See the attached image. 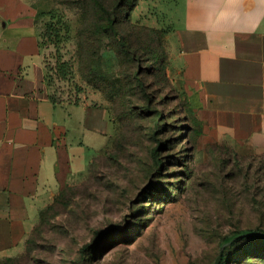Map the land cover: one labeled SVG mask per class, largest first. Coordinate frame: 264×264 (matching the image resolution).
Listing matches in <instances>:
<instances>
[{"label": "rangeland", "instance_id": "obj_1", "mask_svg": "<svg viewBox=\"0 0 264 264\" xmlns=\"http://www.w3.org/2000/svg\"><path fill=\"white\" fill-rule=\"evenodd\" d=\"M116 1L40 3L44 92L56 104L103 108L111 133L84 171L47 192L41 210L52 208L8 264H264V236L223 243L264 231V151L204 136L167 55L166 76L148 60L159 52L155 35L131 28ZM156 3L139 0L131 21L146 22ZM56 18L66 26L48 35ZM126 37L130 51L140 48L133 56Z\"/></svg>", "mask_w": 264, "mask_h": 264}, {"label": "crops", "instance_id": "obj_2", "mask_svg": "<svg viewBox=\"0 0 264 264\" xmlns=\"http://www.w3.org/2000/svg\"><path fill=\"white\" fill-rule=\"evenodd\" d=\"M42 1L0 0V259L22 253L47 192L84 171L111 133L103 108L44 92ZM153 13L134 23L167 30L171 77L204 136L263 152L264 0H157Z\"/></svg>", "mask_w": 264, "mask_h": 264}, {"label": "trees", "instance_id": "obj_3", "mask_svg": "<svg viewBox=\"0 0 264 264\" xmlns=\"http://www.w3.org/2000/svg\"><path fill=\"white\" fill-rule=\"evenodd\" d=\"M138 1L139 0H117L112 11L116 12L117 10L126 9V19H127V21H128V23H129L131 28H133V29L136 28V29H139V30H142V31L152 32L155 35V39L154 40L157 42V45H158V48H159V52H157L156 54L150 55L148 60H151L155 64L153 66V68L155 70H161L163 75L166 76V71L164 69V64H165V60H166V53H165L164 47H163V39H164V36L167 33V30L163 29V28L162 29H155V28L146 26L144 24H139V23L132 22L131 19H130V14H131L132 9L137 5ZM113 16L114 17H110L109 14L107 13L105 22L107 23V25L109 27V30L113 31L115 36H117L118 33H117V30H116V27H115V22L117 21L116 20L117 16L115 14H113ZM51 18L54 19V16L52 15ZM64 25L66 26L65 22L61 21L59 18H56L55 21H51V22H49V24H47L46 31H47L48 35L49 34L51 35V34H54V33L57 35L58 29H60ZM129 36H131V34ZM119 40L122 41L123 37L119 36ZM40 41H41V33H40ZM40 44H41V42H40ZM148 44H150V41H149V43L146 41L143 44L144 48H147ZM131 45L132 44H130V42L128 40V37H126V54L131 52V55L133 56L136 53H138L140 48H135L134 50L130 51L132 49ZM145 53H146V51H145ZM150 53H151V51H150ZM63 63L64 62H61L60 65L64 66ZM59 71H60L59 72V76L64 78L65 75H66L65 69L64 68H60ZM197 124H198V122H197ZM232 149L235 152V149L234 148H232ZM51 208H52V206H47L45 210H41L40 211V213H39L40 220L44 216V212L46 210H50ZM35 229H36V227L32 230V232ZM256 232H263L264 233V231L247 232L245 230H243L241 232H233L230 236L224 238L223 243H225L226 241L237 240L238 238L245 237V236H264V234H251V235L240 236V237H237V238L233 239L235 236H237L239 234H242V233H256ZM27 241H28V238L26 239V243H27ZM14 258L15 257H6L4 259H0V264H8L12 260H14Z\"/></svg>", "mask_w": 264, "mask_h": 264}, {"label": "water", "instance_id": "obj_4", "mask_svg": "<svg viewBox=\"0 0 264 264\" xmlns=\"http://www.w3.org/2000/svg\"><path fill=\"white\" fill-rule=\"evenodd\" d=\"M251 234H264V233H262V232H256V233H242V234H239V235L235 236L233 239H235V238H237V237H240V236L251 235ZM218 259H219V258H217V259L215 260V263L218 261Z\"/></svg>", "mask_w": 264, "mask_h": 264}]
</instances>
